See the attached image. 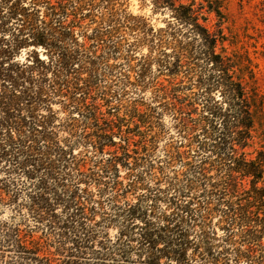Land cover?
Instances as JSON below:
<instances>
[{"label": "trees", "instance_id": "trees-1", "mask_svg": "<svg viewBox=\"0 0 264 264\" xmlns=\"http://www.w3.org/2000/svg\"><path fill=\"white\" fill-rule=\"evenodd\" d=\"M140 1L164 26L0 0V264H264V94L229 0Z\"/></svg>", "mask_w": 264, "mask_h": 264}, {"label": "rangeland", "instance_id": "rangeland-1", "mask_svg": "<svg viewBox=\"0 0 264 264\" xmlns=\"http://www.w3.org/2000/svg\"><path fill=\"white\" fill-rule=\"evenodd\" d=\"M183 3H189L193 0H180ZM196 3L206 4L203 0H194ZM129 10L133 14H141L151 17L152 23L156 28L164 26L161 15H151L149 6L141 7L140 0H129ZM225 18L220 25L224 35L227 38L224 46L229 56H241L245 64L251 65L255 74V86L264 94V0H229L223 8ZM209 20L206 25L212 30L217 31V18L214 15H208ZM144 53L147 49H143ZM246 58L251 63L246 61ZM163 77L161 81H164ZM247 82L249 80L247 79ZM150 92L148 93V96ZM105 110V108H103ZM255 148H258L257 142ZM254 149H248L252 152ZM124 175V172L122 173ZM39 236V235H38Z\"/></svg>", "mask_w": 264, "mask_h": 264}]
</instances>
